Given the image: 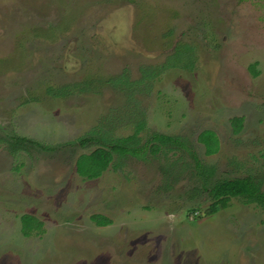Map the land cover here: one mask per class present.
<instances>
[{"label":"rangeland","instance_id":"1","mask_svg":"<svg viewBox=\"0 0 264 264\" xmlns=\"http://www.w3.org/2000/svg\"><path fill=\"white\" fill-rule=\"evenodd\" d=\"M139 124L132 148L184 145L77 172ZM245 176L264 191V0H0V264H264V210L205 188Z\"/></svg>","mask_w":264,"mask_h":264},{"label":"trees","instance_id":"2","mask_svg":"<svg viewBox=\"0 0 264 264\" xmlns=\"http://www.w3.org/2000/svg\"><path fill=\"white\" fill-rule=\"evenodd\" d=\"M183 53L184 52L182 51L175 52V54H178L181 57V59L179 60L184 61L183 63H178L176 66L185 65L184 63H188L189 66H192L194 63V59L188 55L185 57L186 53ZM151 75L153 76V74ZM144 76H146V74H144ZM121 79V77H118L113 81V83L121 81ZM231 122L234 130L239 131L242 128L243 117L236 116L232 118ZM140 128H142V124H139V127L137 128L136 132H134V134L125 138H118L116 140H112L103 136L95 138L97 140V143L99 144V147H97L90 153H84L78 156L76 161L77 172L81 176L88 179L97 178L114 160V154H117L120 157L125 156L127 153L137 155L139 152L138 150H145L147 148L156 153L161 149V147L179 149L184 145L180 136H170L161 133H153L142 147L132 148L130 142L136 141L138 139L137 133ZM91 140H89L88 142H90ZM198 140L204 144L206 148V154L208 155L215 153L219 147L217 134L213 130H203L199 134ZM25 141L34 143V141L28 140V138L21 137L18 138L15 142L18 146L17 148L24 149L25 146L23 144ZM79 141L83 145L87 143L85 139H81ZM193 157L195 160V166L200 167L201 163L199 159L195 154H193ZM210 171L211 169H209V172ZM198 173L204 174L205 170L202 169ZM205 188L212 199L211 212H216L220 208L227 207L229 201L232 198H241L245 203H256L264 210V191L261 188V184L249 176L218 180L210 186H205ZM92 219L99 226L108 225L111 222L105 216L100 214L92 215ZM21 221L22 233L25 236H28L32 233L33 228L35 227V222H39L37 223L39 224V228L42 225L38 219L29 214L23 215L21 217Z\"/></svg>","mask_w":264,"mask_h":264},{"label":"flooded vegetation","instance_id":"3","mask_svg":"<svg viewBox=\"0 0 264 264\" xmlns=\"http://www.w3.org/2000/svg\"><path fill=\"white\" fill-rule=\"evenodd\" d=\"M185 47H186V46H182V47H181V48H183V49L181 50L182 52H184L183 54H185V51H183V50H186ZM186 56H187V54L185 55V57H186ZM145 237H146V236H144V239H143L144 241H145ZM143 240H142V241H143ZM142 241H141V242H142ZM138 242H139V240H136V239H135V240L132 242V244H138Z\"/></svg>","mask_w":264,"mask_h":264},{"label":"crops","instance_id":"4","mask_svg":"<svg viewBox=\"0 0 264 264\" xmlns=\"http://www.w3.org/2000/svg\"><path fill=\"white\" fill-rule=\"evenodd\" d=\"M24 215H25V214H24ZM29 215H30V214H29ZM22 216H23V215H22ZM22 216H21V217H22ZM32 216H34V215H32ZM103 216H104V215H103ZM105 217H106V216H105ZM106 218H107V217H106ZM107 219H109V218H107ZM38 220H39V219H38ZM109 220H110V219H109ZM39 221L41 222V224H42L41 226H42V228L44 229L45 226L43 225L42 221H41V220H39ZM110 221H111V220H110ZM110 223H111V222H110ZM110 223H109V224H110ZM103 226H105V225H103ZM32 232H33V231H32ZM30 235H31V234H30Z\"/></svg>","mask_w":264,"mask_h":264}]
</instances>
